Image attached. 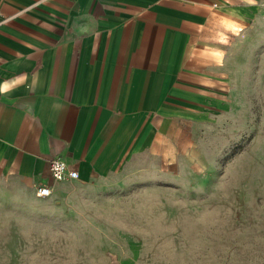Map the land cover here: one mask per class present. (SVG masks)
<instances>
[{"label":"crops","instance_id":"crops-1","mask_svg":"<svg viewBox=\"0 0 264 264\" xmlns=\"http://www.w3.org/2000/svg\"><path fill=\"white\" fill-rule=\"evenodd\" d=\"M263 39L264 0H0V201L29 205L48 184L55 211L96 212L146 185L178 163L184 132L233 108ZM53 157L79 176L54 179ZM92 222L89 238L135 249L128 225Z\"/></svg>","mask_w":264,"mask_h":264},{"label":"rangeland","instance_id":"rangeland-1","mask_svg":"<svg viewBox=\"0 0 264 264\" xmlns=\"http://www.w3.org/2000/svg\"><path fill=\"white\" fill-rule=\"evenodd\" d=\"M258 45L236 69L233 108L184 132L178 163L146 173V185L136 182L96 212L77 201L55 211L39 196L29 205L0 201V264H116V254L132 251L138 264H264V39ZM122 203L133 210H117ZM92 220L95 233L128 225L117 230L133 233L135 249L89 238Z\"/></svg>","mask_w":264,"mask_h":264},{"label":"built area","instance_id":"built-area-1","mask_svg":"<svg viewBox=\"0 0 264 264\" xmlns=\"http://www.w3.org/2000/svg\"><path fill=\"white\" fill-rule=\"evenodd\" d=\"M50 171L54 179L64 180L76 178L79 176V171L73 168L64 159L53 157L50 159ZM52 193V187L48 184H40L37 186V194L40 197L49 196Z\"/></svg>","mask_w":264,"mask_h":264}]
</instances>
